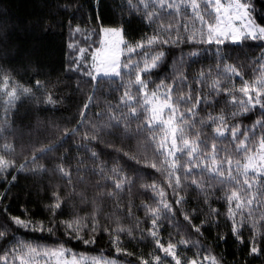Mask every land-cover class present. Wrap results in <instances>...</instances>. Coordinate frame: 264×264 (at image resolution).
I'll use <instances>...</instances> for the list:
<instances>
[{"label": "snow or ice", "instance_id": "snow-or-ice-1", "mask_svg": "<svg viewBox=\"0 0 264 264\" xmlns=\"http://www.w3.org/2000/svg\"><path fill=\"white\" fill-rule=\"evenodd\" d=\"M125 6L130 15L139 13L150 25L156 24L157 30L151 36L130 43L126 39L123 16L118 26L101 23L93 31L101 37L102 47L95 49L91 63L86 62L85 48H78L75 43L68 45L70 50L77 51V55L69 61L65 72L78 73L82 79L96 82L92 94L79 112L76 127L65 128L64 136L57 144L43 147L39 153L34 152L31 159L26 158L19 166L15 159L0 155V178L6 180V174H11L14 169L17 175L21 172L36 175L51 171L53 177L58 175L64 181L63 184L44 182L34 186L36 197L48 201L42 206L49 214L50 227H46L43 220L6 214L5 220L0 222V239H15L13 229L47 231L50 236L62 230L67 238L65 242L76 240L89 245L95 244L99 235L107 234L109 243L117 246V252L132 255L119 245L121 237L125 235L135 239L134 230L123 226L117 213L126 211L128 216L134 215L133 203L129 201L126 209H123L119 197L131 192L137 180L142 178L140 171L129 176L122 166L114 164L108 168L103 161L89 167L84 164L85 157L82 156L75 157L77 164L73 167L67 163L69 150H65L60 157H54L61 162L54 163L51 169L36 161L38 155L53 152L64 139L77 134L80 142L75 147L88 152L89 158L94 161L99 154L90 146L102 142L105 134L127 139L143 135L145 154L138 162L153 170L156 178L151 179V183L139 185L141 189H151L154 193L153 203L138 206L144 209V219L149 224L146 229H139V239L143 241L149 238L153 250L141 255L137 264H227L222 256L215 254L201 240H193V233L187 230L191 228L195 234L202 235L206 226H219L221 213L218 208L212 207V203L219 201L226 205L224 216L229 230L224 235L218 234L217 241L226 244L230 235L233 243L247 248V256H264V49L258 57H251L250 63L245 62L249 57L244 51L249 41L264 43V23L260 22L264 20V0H259V7L257 0H135V3L126 0V5L121 7ZM101 7V0H95L94 15L89 18L102 19ZM189 7L192 28L186 22L179 26L171 21L163 22L165 16L187 15ZM56 8L67 12L72 5L57 4ZM83 8V4H77L72 10L79 13ZM195 21L199 22L198 29ZM58 23L61 21L41 15L31 22V28L47 34ZM68 23L70 34L82 31L79 25L71 28V19ZM15 30V22L9 17L0 21V96L7 97L4 119L0 121V137L5 141V133L16 134V129L8 122V107L19 99V95L31 96L37 103L57 104L55 94L50 90L57 86L50 79L51 73L56 70L47 71L39 60L25 55L20 46L13 43ZM179 44L194 46V50L187 53L189 62H194L193 58L203 53L211 52L215 73L212 65L201 67L189 80L182 54L174 61L177 67L173 72L156 83L151 77L154 73L158 74L167 58L164 46ZM237 46L240 53L236 54V62L232 63L230 61ZM228 48L232 51H225ZM102 52L104 55H101ZM121 57H124V62ZM13 61L20 63L13 65ZM125 71L128 76L126 82L123 76ZM29 73L31 86H25L16 79ZM101 74L110 79L120 77L124 92L118 103L106 104L105 111L95 114L106 119L93 122L87 119V111L97 106L94 96L102 88L99 83ZM40 76L44 79H32ZM237 77L241 81L238 86L233 82ZM81 82L77 81V89ZM226 83L232 86L225 87ZM205 85L208 87L206 94L202 87ZM133 88L136 90L134 93ZM37 92L43 95V101L36 95ZM257 107L259 117L249 125L244 124V120L250 119L249 114ZM217 108L219 111H216ZM133 120L137 121L134 128ZM225 141L231 144V149L225 145ZM4 149L9 152L13 150L7 142ZM131 158L136 159L135 156ZM87 174L100 179L91 184L85 183ZM17 175L11 176V186L17 182ZM11 186L0 193V201L8 197ZM188 187H194L201 194L195 207H184L188 204V197L184 194ZM217 191L222 195L215 196ZM28 195L31 196L32 192ZM109 200L113 211L105 213V202ZM70 201L78 203H73L71 211L66 213L65 208ZM205 208L207 218L195 224L194 219L203 214ZM4 211L6 213V208ZM81 212L84 214L81 215ZM177 212L183 216L186 225L177 218ZM64 215L68 218L57 219ZM140 222L137 218V226ZM165 222L177 229L175 233L170 232L166 240L161 235ZM180 228H184L183 234ZM245 228L249 231L247 237L243 234ZM174 235L179 238L174 239ZM189 247L196 249L191 257L181 251V248ZM9 253L11 264H39L41 259L45 264L51 260H55V264H82V259H78L77 254L66 248L64 243L49 248L17 241L12 249L6 250L0 257V264H9ZM69 255L71 258H68ZM91 264L117 262L101 256L93 258Z\"/></svg>", "mask_w": 264, "mask_h": 264}, {"label": "trees", "instance_id": "trees-1", "mask_svg": "<svg viewBox=\"0 0 264 264\" xmlns=\"http://www.w3.org/2000/svg\"><path fill=\"white\" fill-rule=\"evenodd\" d=\"M94 2L95 0H47L46 4L45 0H0V21H3L5 17H9L16 25V30L12 34L13 43L18 44L25 55H30L34 60H39L47 71H51L52 69L56 70L51 73L50 77L52 82L57 84L55 88H50L55 94L54 98L57 100L56 105H47L43 102L37 103L31 96L19 95V99L14 101L12 106L8 107V122L12 128L16 129V134L5 133L4 135L7 137V141L0 137V155H6L9 159H15L17 166L24 163L26 158L31 159L32 154L34 152L39 153L41 148L57 144L64 136L65 128L71 129L76 127L80 119L79 112L83 108V104L87 101V97L92 94L93 86L96 83L95 81H90L87 78L82 79L78 73L65 72L69 61L77 55L76 50L69 49L68 45L70 43H75L78 48L82 47L86 49V62L89 63L90 53L97 47L100 39V36L95 34L93 30H96L101 23L105 26H118L122 22L121 18L123 16V20L126 21L124 23V27L127 29L126 39L130 43L151 36L157 30L156 24L150 25L146 19L141 18L139 13L133 12L130 15L126 6L122 8L121 5H126V0H101L102 19H90L89 17L94 15ZM133 2L135 3V0ZM65 3L71 4L72 8L77 4H83L84 8L79 13H74L72 8L67 12L60 11L56 8L57 4ZM257 7H259V0H257ZM41 15H49V18L59 20L61 23L55 24L54 29L47 34L38 29L31 28V22ZM70 19L71 28L74 29L76 25H79L82 29L81 32L70 34L71 30L68 23ZM169 21L177 26L186 22L189 28L193 27L191 10L189 8L187 9V15L183 17L173 14V16H165L163 18L165 24ZM260 22L264 23V20H260ZM195 27L197 29L199 28L198 21H195ZM181 34L183 35V30H181ZM262 49H264V43L260 41H249L244 48V51L248 53L249 57L245 62L250 63L251 57H258ZM163 50L167 53V58L158 70V74L154 73L151 77L156 83H159L160 79L165 78V76L173 72L177 67L174 61L182 54L185 57L184 70L189 75V80L192 79L193 75L201 67L207 68L209 65H212L213 72L215 73V61L211 58V52L203 53L201 56L193 58L194 62H189L187 53L194 50V46L190 44L166 45ZM225 51H232V49L228 48ZM237 53H240L238 46L235 48L233 58L230 62H236L235 56ZM243 58V54L241 53V59ZM19 63V61H13V65H18ZM21 71H23L22 68ZM123 76L126 82L128 79L126 71L123 73ZM16 79L25 86H31L30 73L29 75H19ZM32 79L43 80L44 77L40 76ZM221 79L223 80V77ZM78 80H82L79 89L76 87ZM233 82L237 86L241 83L238 77L234 78ZM99 83L102 88L97 90L94 96L97 106L91 107L87 111V119L93 122L106 119V117H99L95 114L105 111L106 104L118 103L119 97L124 92V85L121 83L120 77L110 79L100 76ZM224 86L231 87L232 85L226 83ZM202 87L203 93H208L207 85ZM135 91V88H133L132 92L134 93ZM36 95L43 101V95L40 92H37ZM5 102L6 100L0 99V121L4 119ZM201 107L203 108V105ZM121 110L127 111L126 109ZM216 111H219V109L217 108ZM201 114L203 115L204 113L202 112ZM249 115L251 118L244 120V124L246 125L251 124L259 117L260 112L258 107ZM136 123L137 121H132L133 128ZM155 131L159 132V129ZM5 142L12 145L13 150L11 152L4 149ZM79 142V134L75 137L70 136L64 139L63 143L55 148L53 152L42 156L38 155L36 162L51 169L54 163L61 162L59 159H54V157H60L64 154L65 150H69L67 163L73 167L77 164L75 157L82 156L85 157L84 164L89 167L103 161L107 164L108 168H111L114 164L122 166L129 176H133L137 171H140L142 178L137 180L131 192H125L119 197L123 209H126L129 201L133 203L134 215L128 216L126 211L117 213L121 217L122 225L134 230L133 236L136 238L132 239L125 235L121 237V243L119 245V247L126 249L132 255H127L124 251L117 252V246L109 243L107 234L99 235L95 244L84 245L82 242L76 240L65 242L67 238L63 236L62 230L50 236L47 231H31L30 229L25 230L21 228L19 230L13 229L15 231V239H0V257L5 254L6 250L12 249L17 241L49 248L64 243L65 247L73 253L93 257L103 256L104 258L113 259L119 264H137V260L141 255H146L153 250V244L149 238L143 241L139 239L141 235L139 229H146L149 227V224L144 219V209L138 206L142 203H153L152 197L154 195L151 189L144 190L139 185L142 183H151V179L156 178L153 170L146 168L138 162L140 157L145 154L143 147L145 143L144 136H134L131 139H127L117 135L105 134L102 137V142L90 146L92 150L99 154L95 161L89 158L90 154L88 152L83 149L78 150L75 147V144ZM224 143L231 149V144L227 141ZM124 153H128V155L126 156ZM132 156H135L136 159H132ZM12 175H17L14 169L11 171V174H6V180L0 178V193L11 186L9 182L11 181ZM81 175L85 174L82 173ZM98 179L100 178L96 175L87 174L84 182L91 184ZM44 182H50L52 184L64 183L58 175L53 177L51 171L40 172L36 175L27 172L19 173L17 175V182L14 186H11V192L8 194V197L0 201V222L5 220L7 214L8 216H20L22 219L31 217L36 220H43L46 227H50L51 225L48 224L49 214L42 206L47 204L48 201L43 197L38 199L35 195L36 189L34 186L37 184L42 185ZM77 190L79 191V188ZM30 191L32 192L31 196L28 195ZM184 194L188 197V204L184 207H195L201 195L199 191L194 187H188ZM220 195H222L220 191L215 193L217 197ZM73 203L78 202L70 201L69 206L65 208L66 213L71 211V205ZM105 203L104 212L113 211L112 202L109 200ZM201 207L203 208L204 206L201 205ZM212 207L218 208L221 213L218 218L219 226L215 224L211 227L206 226L202 230V235H197L193 229L188 228L187 230L193 233L192 239L201 240L215 254L222 256L227 264H264V256L257 258L247 256V248L233 243V238L230 235L228 236V242L226 244L217 241L218 234L224 235L228 233L229 224L226 222L224 216L226 212L224 202H214L212 203ZM5 208L6 213L4 211ZM25 209L28 211H25ZM84 211L86 212L88 209H84ZM80 214L83 215L84 212ZM67 218V215L57 217L59 220ZM137 218L141 221L138 226L136 224ZM177 218L186 225L187 222L183 221V216L179 212H177ZM206 218L207 209L205 208L204 213L198 218H195L193 222L199 224L201 220ZM179 230L183 234L184 228H180ZM176 231V228L169 226L165 222L161 235L166 240L170 232L175 233ZM243 234L245 237L249 235L247 228H245ZM88 235H91V233ZM85 238H88V236H85ZM178 238V236L174 235V239ZM181 251L191 257L196 249L192 247L181 248ZM11 259L12 257L9 253V264H11Z\"/></svg>", "mask_w": 264, "mask_h": 264}, {"label": "rangeland", "instance_id": "rangeland-1", "mask_svg": "<svg viewBox=\"0 0 264 264\" xmlns=\"http://www.w3.org/2000/svg\"><path fill=\"white\" fill-rule=\"evenodd\" d=\"M189 9L191 10L190 7H189ZM100 41H101V37L99 39V43H98L97 47H95L92 50V52L90 53L89 63L92 62V54L95 51V49L102 47ZM101 55H104V53L102 52ZM125 55H127V53H125ZM121 61L124 62V57H121ZM101 76H103V74H101ZM0 99L7 100V97L6 96H0ZM68 258H71L70 255L68 256ZM77 258L78 259H82V264H91V261H92L93 258H99V257L88 256V255H85V254H77ZM105 259L106 260H113V259H109V258H105ZM39 264H45V261L43 259H41L39 261ZM48 264H55V260L49 261ZM117 264H119V263H117Z\"/></svg>", "mask_w": 264, "mask_h": 264}]
</instances>
